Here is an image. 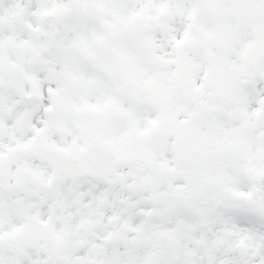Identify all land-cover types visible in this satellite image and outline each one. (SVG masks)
I'll use <instances>...</instances> for the list:
<instances>
[{
	"label": "snow or ice",
	"instance_id": "obj_1",
	"mask_svg": "<svg viewBox=\"0 0 264 264\" xmlns=\"http://www.w3.org/2000/svg\"><path fill=\"white\" fill-rule=\"evenodd\" d=\"M0 264H264V0H0Z\"/></svg>",
	"mask_w": 264,
	"mask_h": 264
}]
</instances>
